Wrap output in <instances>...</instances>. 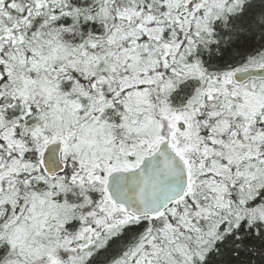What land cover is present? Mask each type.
Segmentation results:
<instances>
[{"label": "snow or ice", "instance_id": "6c2138e0", "mask_svg": "<svg viewBox=\"0 0 264 264\" xmlns=\"http://www.w3.org/2000/svg\"><path fill=\"white\" fill-rule=\"evenodd\" d=\"M0 264H264V0H0Z\"/></svg>", "mask_w": 264, "mask_h": 264}]
</instances>
